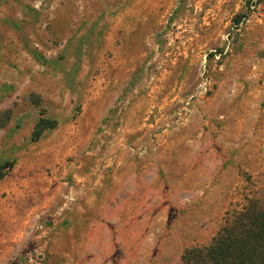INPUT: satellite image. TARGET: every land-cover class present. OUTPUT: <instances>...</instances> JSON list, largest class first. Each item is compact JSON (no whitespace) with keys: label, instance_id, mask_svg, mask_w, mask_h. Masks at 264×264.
Wrapping results in <instances>:
<instances>
[{"label":"rangeland","instance_id":"374dc122","mask_svg":"<svg viewBox=\"0 0 264 264\" xmlns=\"http://www.w3.org/2000/svg\"><path fill=\"white\" fill-rule=\"evenodd\" d=\"M0 264H182L264 196V0H0Z\"/></svg>","mask_w":264,"mask_h":264},{"label":"trees","instance_id":"16d2710c","mask_svg":"<svg viewBox=\"0 0 264 264\" xmlns=\"http://www.w3.org/2000/svg\"><path fill=\"white\" fill-rule=\"evenodd\" d=\"M0 164V178L5 174ZM182 264H264V196L248 198L202 246L184 249Z\"/></svg>","mask_w":264,"mask_h":264}]
</instances>
